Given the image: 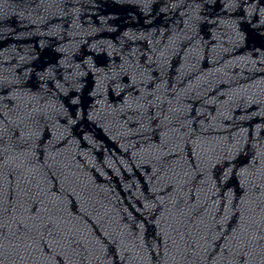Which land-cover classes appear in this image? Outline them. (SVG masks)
<instances>
[{
    "label": "water",
    "instance_id": "95a60500",
    "mask_svg": "<svg viewBox=\"0 0 264 264\" xmlns=\"http://www.w3.org/2000/svg\"><path fill=\"white\" fill-rule=\"evenodd\" d=\"M0 264H264V0H0Z\"/></svg>",
    "mask_w": 264,
    "mask_h": 264
}]
</instances>
